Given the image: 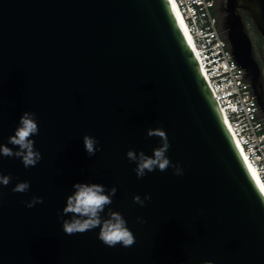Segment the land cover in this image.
I'll list each match as a JSON object with an SVG mask.
<instances>
[{"label":"water","instance_id":"obj_1","mask_svg":"<svg viewBox=\"0 0 264 264\" xmlns=\"http://www.w3.org/2000/svg\"><path fill=\"white\" fill-rule=\"evenodd\" d=\"M221 12L264 115L244 20L264 39V0H226ZM24 112L35 113L42 159L26 169L0 156V175L11 177L0 186V264H264V196L169 0H0V144ZM157 128L183 175L169 167L138 179L126 153L151 156L160 140L147 130ZM84 135L99 141L92 157ZM25 181L27 192H12ZM77 182L117 188L110 207L132 246H105L98 228L63 232L58 213ZM145 195L143 207L133 202ZM34 196L43 203L29 209Z\"/></svg>","mask_w":264,"mask_h":264},{"label":"clouds","instance_id":"obj_2","mask_svg":"<svg viewBox=\"0 0 264 264\" xmlns=\"http://www.w3.org/2000/svg\"><path fill=\"white\" fill-rule=\"evenodd\" d=\"M38 132L35 113L24 112L19 119L14 135L8 138L7 144H0V156L20 159L26 169L35 167L41 161L42 155L35 148V141L31 137L38 135ZM147 136L156 137L160 140V146L153 149L151 156L146 155L143 151L137 153L131 149L126 153L128 161L136 165L133 171L137 178H143L146 174L156 170L164 172L169 167L173 169L174 175H183L182 168L178 164L172 165L167 156L170 144L165 131L159 128L149 129ZM82 142L89 157L94 156L100 150L99 141L93 136L84 135ZM14 148L15 150H13ZM10 181L9 175H0V186H7ZM29 188V182H20L12 188V192L25 193ZM72 189V193L66 198L62 212L58 213L65 234L84 233L98 228L97 238L105 246L130 247L134 244L135 236L127 226V221L121 213L113 211L110 207L117 192L115 186L107 189L103 184L77 182L72 185ZM150 199L151 196L149 195H145L143 199L140 196H134L133 202L143 207L145 201ZM42 203V197L34 196L25 206L30 209ZM261 205L264 206V200L261 201ZM138 222L144 223L145 221L138 218ZM204 264H213V262L209 260L205 261Z\"/></svg>","mask_w":264,"mask_h":264},{"label":"built area","instance_id":"obj_3","mask_svg":"<svg viewBox=\"0 0 264 264\" xmlns=\"http://www.w3.org/2000/svg\"><path fill=\"white\" fill-rule=\"evenodd\" d=\"M224 0H175L200 70L229 130L264 188V115L223 29Z\"/></svg>","mask_w":264,"mask_h":264},{"label":"bare ground","instance_id":"obj_4","mask_svg":"<svg viewBox=\"0 0 264 264\" xmlns=\"http://www.w3.org/2000/svg\"><path fill=\"white\" fill-rule=\"evenodd\" d=\"M169 2H170V5H171V7H172V10H173V12H174V14H175V16H176V19H177V21H178V23H179V25H180V28L182 29V32H183V34H184V36H185V38H186V41H187V43H188V45H189V47H190V49H191V51H192L194 57L196 58V55H195V53H194V51H193V49H192V47H191V45H190V42H189V39H190V38H189V35H188V32H187V29L185 28V25H184V23H183L182 16H181V14H180V12H179V9H178V6H177V3L175 2V0H169ZM196 60H197V58H196ZM226 125H227V127H228V129H229V126H228L227 123H226ZM229 131H230V130H229ZM230 133H231V132H230ZM231 135H232V134H231ZM232 138H233V136H232ZM233 140H234V142H235V144H236V146H237V148H238V150H239V152H240V154H241V156H242V158H243V160H244V162H245V164H246V166H247L249 172L251 173V175H252L254 181L256 182V184H257L259 190L261 191L262 195L264 196V188H263V186L261 185L260 180H259V178L257 177L254 168H253V167L249 164V162L245 159V157H244V155H243V153H242L241 147L237 144V142L235 141L234 138H233Z\"/></svg>","mask_w":264,"mask_h":264},{"label":"rangeland","instance_id":"obj_5","mask_svg":"<svg viewBox=\"0 0 264 264\" xmlns=\"http://www.w3.org/2000/svg\"><path fill=\"white\" fill-rule=\"evenodd\" d=\"M224 1H226V0H224ZM221 18H223V17L221 16ZM246 26H247L248 34H249V36L253 42L254 54L256 56L257 61L261 65L263 75H264V39L257 32V30L253 26L251 20L246 21Z\"/></svg>","mask_w":264,"mask_h":264},{"label":"flooded vegetation","instance_id":"obj_6","mask_svg":"<svg viewBox=\"0 0 264 264\" xmlns=\"http://www.w3.org/2000/svg\"><path fill=\"white\" fill-rule=\"evenodd\" d=\"M221 16L223 17V18H222V25H223V21H224V16H225V14L221 12ZM244 20H245V22H246V21L249 20V19H248L247 17H245ZM257 32H258V31H257ZM259 64H260V63H259ZM260 66H261V65H260ZM261 69H262V68H261ZM263 76H264V75H263Z\"/></svg>","mask_w":264,"mask_h":264},{"label":"trees","instance_id":"obj_7","mask_svg":"<svg viewBox=\"0 0 264 264\" xmlns=\"http://www.w3.org/2000/svg\"><path fill=\"white\" fill-rule=\"evenodd\" d=\"M224 2H225V1H223L222 5H221V8H222V6L224 5ZM249 20H250V19H249Z\"/></svg>","mask_w":264,"mask_h":264}]
</instances>
